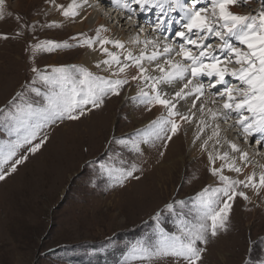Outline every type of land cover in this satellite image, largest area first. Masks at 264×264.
I'll return each mask as SVG.
<instances>
[{"label":"rangeland","instance_id":"1","mask_svg":"<svg viewBox=\"0 0 264 264\" xmlns=\"http://www.w3.org/2000/svg\"><path fill=\"white\" fill-rule=\"evenodd\" d=\"M104 6V12L110 15L107 27L122 33L134 23L132 19L116 25L117 16L112 17L109 10L112 6ZM259 7L258 0H249L247 6L232 10L249 14ZM55 8L49 0H7L0 34L14 36L22 27L15 18L19 16L23 35L0 39V146L16 139L11 115L15 108L8 101L16 92H23L25 101L41 103L42 97L31 88L48 91L36 79L33 67L48 73L53 67H85L78 60L80 51L89 47L78 46L71 39L83 37L72 30L69 19L61 14L63 19L54 22L51 14H60ZM8 12L12 15L7 16ZM144 16L150 20L147 13ZM53 23L59 26L48 27ZM137 28L141 36V30L148 31ZM126 33L133 36L132 32ZM84 34L93 37L92 33ZM46 41L73 46L33 51L36 44ZM128 86L121 90V96L105 97L99 109L77 121L65 120L44 128L41 137L48 139L37 152L26 151L28 146L17 152L14 159L25 155L27 159L0 181V264H142L133 258L132 249L140 243H155L161 228L166 233H177L178 216L191 220L195 215L193 201L197 194L205 187L220 186L201 156L190 158L183 127L171 141L153 138L148 144L141 142L138 153L113 142L140 140L137 132L157 120L155 106L149 110L150 106L127 101ZM144 121L148 123L138 127ZM68 140L71 149L66 153L63 144ZM250 149L256 151V146ZM131 164L139 169L134 173L139 179L128 178L123 185L116 182L115 172L110 175L107 171ZM262 194H254L251 202L239 197L234 201L228 230L209 240L202 264L264 261V208L259 206L264 201ZM173 201L185 203L169 213L164 206ZM156 212H162L159 225L152 219ZM143 264L172 261L160 259Z\"/></svg>","mask_w":264,"mask_h":264},{"label":"snow or ice","instance_id":"2","mask_svg":"<svg viewBox=\"0 0 264 264\" xmlns=\"http://www.w3.org/2000/svg\"><path fill=\"white\" fill-rule=\"evenodd\" d=\"M49 2L66 19L74 20L83 18L86 7L99 9L106 0H70L66 6L56 4V0ZM258 2L260 7L255 12L240 14L232 9L247 6L249 0H110L109 6L123 10L126 19L137 17V27L139 15L153 13L151 33L143 39L137 33L127 42L129 47L104 35L109 31L104 25L95 29L94 37L84 33L80 34L83 39L72 37L78 46L93 50L94 45L100 46L106 58L97 61L96 68L107 73L105 76L77 65L53 67L51 73L33 67L36 79L48 91L31 88L42 97L41 103L25 101L23 92H16L8 101L15 108L11 115L16 139L0 146V181L27 159L26 155L14 159L20 149L28 146L26 151L35 153L47 141V136L41 137L44 128L79 120L99 109L105 97L119 96L125 85L131 86L130 80L135 81L138 91L131 99L150 106L149 110L160 106L166 114L151 121L143 132L138 131L140 140L113 142L138 153L141 142L148 144L153 138L171 141L185 125L194 127L191 142H199L200 152L207 155L208 171L220 186L205 187L197 194L193 218L178 216V234L159 229L155 243H140L132 249L133 258L142 264L160 259H170L172 264H202L209 240L228 230L234 201L239 197L251 202L248 191L256 196L264 192V164L255 160L264 151V0ZM6 7L7 0H0V19L6 18ZM15 18L21 29L12 37L0 34V39L23 35L22 18ZM214 40L218 42L214 44ZM72 46L46 41L36 44L33 51ZM252 145L255 152L249 151ZM217 160L221 161L218 166ZM225 168L236 176L225 175ZM107 171L116 173L120 185L128 178L139 179L134 176L139 171L135 164ZM184 203L173 201L164 208L174 213L176 205ZM161 217L162 212H156L152 219L159 225Z\"/></svg>","mask_w":264,"mask_h":264},{"label":"bare ground","instance_id":"3","mask_svg":"<svg viewBox=\"0 0 264 264\" xmlns=\"http://www.w3.org/2000/svg\"><path fill=\"white\" fill-rule=\"evenodd\" d=\"M59 2H61V3L62 2L63 3L64 2L65 3H69L70 0H56V4H59ZM91 2L92 3H95V0L94 1H91ZM109 3H110V0H106V2L104 4H102L99 9H96V8H87L86 7L85 10L81 14V16L83 18L77 17L75 20H72V19L67 20L68 23L73 24L72 25V30L74 32H76V33H79V32H81V33H85V32L92 33V36L94 37L95 36V29H97L101 25H104L105 27H107L106 21L109 20V16L110 15H107L104 12V7H105L104 5H107L108 6ZM111 6L115 9L114 13L111 12L112 13V17L115 16V15L117 16L115 18L116 25H119V26H121V24L123 25V23L128 20V19H126V13L123 10L116 8L114 6V4L111 5ZM133 7L138 9V6L137 5H133ZM55 10L57 12L59 11L57 8H55ZM234 12H235V10H234ZM147 14L150 16V20H146L145 19V16H144L145 14H141L138 17V19H139V27L141 26V27H144L145 29L148 30L146 33L143 30H141L142 33H143V35H144V36H141L140 35L142 39H143V37L148 36L149 33H151V31H152V24L150 23V21H154L155 20V16L153 15V13H147ZM51 15L54 16L53 17L54 18V22H60L63 19V18H61V12H60V14L58 12V15L57 16L55 14H51ZM173 15H175V14H173ZM56 17H58V18H56ZM111 20L112 19H110V21ZM65 22H66V20H65ZM136 22H137V17H136ZM136 22L135 23H132L129 29H127V30L124 29L122 31V33L121 32L118 33L113 28L107 27L109 29V31L107 33H105L104 35H106L108 38H117V39H120V40H122V41H124L126 43V47H129V45L127 44V42L129 41L130 38L134 37L138 33L137 29H139V28H137ZM130 29H131V31H130ZM126 32H132L133 36L132 35H127ZM106 47H108L110 50H113V51H119L117 49H113L111 45H106ZM94 48H95V50H93V48H86L85 50L80 51L81 52V58L78 61H79V63L81 65H84L85 67H87V69H89L90 71H92L95 74H98L99 73L100 75H103V76L104 75H107V73H105L102 69H97L96 68L97 61H99L101 58H106V57H104L103 54L101 53L100 46L98 44L97 45H94ZM121 58L123 59V57H121ZM130 83H131L130 84L131 86H128L126 88V90H125L126 91L125 98L127 99V101L128 100H131L132 97H135L137 95V91H138L137 83L135 81H131V80H130ZM141 83H143V82L141 81ZM165 90H167V89H165ZM153 114H154V117L156 119H158L159 117H161L162 115H165L166 113H165V110L162 107L155 106V111L153 112ZM147 123L148 122H145L144 121V122H142V124H138V127L142 128ZM229 123H231V121H229ZM222 127L227 128L228 125L222 124ZM183 130H184V133H185V143L187 144L188 154H190V156H191L190 158H199V156H201L203 158L204 162L206 163V167L205 168L208 170L207 155L206 154H202L200 152L199 147H198V143L199 142H197V144H193L191 142L192 141V138H193V132L195 130L194 127H189V126L185 125L183 127ZM230 136L232 138H235V133L232 132L231 130H230ZM66 138L67 137H65L64 140ZM68 143H69V140L65 144H63V148H65L66 153L67 152L69 153V151L71 149V147H68L69 146ZM246 147H248V146H246ZM65 151H64V153H65ZM249 151L252 152V150L250 148H249ZM253 152H255V151H253ZM181 160L183 161L184 158H181ZM255 160L256 161H259L261 164H264V153H262V154L260 153L259 156H256L255 157ZM220 163H221V161L217 160V162H216L217 166ZM256 171H257V175H259V171H260L259 168H257ZM224 174L225 175H232L234 173L229 172L227 170V168H225L224 169ZM212 183H214V182H212ZM250 193H252V192H250ZM262 193L261 194L264 197V192H262ZM253 195L254 194L252 193L249 196L252 197ZM255 197H256V195H255ZM252 201L254 203H257L256 201H258V200H256V199L254 200L253 199ZM259 204H260L259 206H261L262 208H264V201L260 202Z\"/></svg>","mask_w":264,"mask_h":264}]
</instances>
